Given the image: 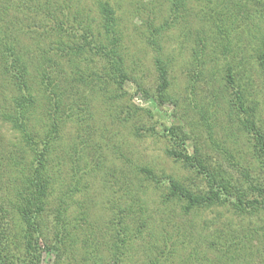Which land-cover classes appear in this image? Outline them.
I'll return each mask as SVG.
<instances>
[{
  "label": "trees",
  "instance_id": "trees-1",
  "mask_svg": "<svg viewBox=\"0 0 264 264\" xmlns=\"http://www.w3.org/2000/svg\"><path fill=\"white\" fill-rule=\"evenodd\" d=\"M190 2L171 0L169 17L154 31L179 18L185 20L193 10ZM13 6L14 0H0V120L17 134L16 142L7 147L0 137V264H136L135 243L145 238L144 233L150 236L145 264H172L193 231L183 224L170 230L168 223L152 229L146 201L139 194L145 182L164 188L163 202H177L183 216L220 207L232 217H257L246 228L231 229L223 237L216 230L218 237L208 242L215 256L197 243L185 264H264V219L260 217L264 212V120L260 101L255 99L260 85L254 77L261 75L264 81V0H203L201 14L213 35L202 31L199 50L218 49L225 56V63L218 65L215 60L214 67L221 74V86L208 87L213 96L199 106L207 137L202 139L186 118L183 124L163 127V136L171 144L167 154L192 169L201 181L192 180L196 183L189 185L148 166H135V179L126 182L125 190L132 199L123 203L120 192L128 177L117 180L107 174L103 186L111 190V196L100 213L93 209L96 204L88 180L102 168L104 158L86 147L93 117L87 100L101 96L107 101L111 84L125 90L135 80L125 64L124 36L115 12L109 1L100 2V27L92 28L88 21L71 15L65 3L53 9L46 6L44 17L39 16L44 10L38 7L37 16L13 15ZM46 27L61 38L42 50L38 40L45 38L44 31L50 32ZM26 36L34 39L39 54L25 43ZM81 55L88 59L83 70L77 66L82 85L63 64L66 60L74 65ZM207 62L200 63L198 77L189 83L193 93V86L201 85ZM155 63L154 95L139 82L137 90L154 96L158 104L172 102L182 109L183 99L170 95L168 62L157 55ZM6 86L12 88L9 95ZM222 100L245 136L246 152L234 150L238 148L237 141H232L235 137L228 140L229 146L215 137L219 133L213 117L221 119L215 115L222 109ZM108 106L113 120L122 122H141L142 115H154L136 103ZM69 123L78 129L65 143ZM215 149L223 153L221 157L213 155ZM189 224L193 226V220Z\"/></svg>",
  "mask_w": 264,
  "mask_h": 264
},
{
  "label": "rangeland",
  "instance_id": "rangeland-1",
  "mask_svg": "<svg viewBox=\"0 0 264 264\" xmlns=\"http://www.w3.org/2000/svg\"><path fill=\"white\" fill-rule=\"evenodd\" d=\"M102 1H109L115 12L118 25L124 36L123 53L125 64L130 76L135 80L132 83H128L125 90L117 89V85L111 84L109 87L112 92L108 93L109 98L107 101H104L101 96L97 101L90 102L91 99L87 100L88 105L91 104L89 108L93 117L89 120L92 126L89 139L87 140L89 145L86 147L89 151L91 149L97 151L104 158L102 168L88 180L89 194L96 204L93 209L98 213L104 212L105 207H107L105 202L111 196V190H107L103 186L105 175L107 174L110 177H117V180L120 177H128V180L125 178V183H122L124 188L120 192L123 203H127L132 199L131 195H128L130 193L126 194L125 190L127 189L126 182L128 184L130 178L135 179V166L136 168L138 166H148L159 175H171L189 185L201 181L200 178L195 177V172L192 169L167 154V149L171 144L163 136V127L165 124H183L185 123L184 118H186L202 139L207 137L206 129L203 128L200 120L199 106L203 101L206 103L205 101L213 96L211 91H207L208 87L219 89L221 86V74L214 69L216 66L215 60H218V65L225 63V56L221 50H210L209 53H206V50L203 51L204 53L199 50L198 38H200V35L202 36V31H206L208 37L212 34L201 14L203 0H191L190 7L193 10L190 11V15L185 20L179 18L177 23L165 27L162 31L156 30L158 33L154 31V28L162 26L169 17L171 0H14L11 12L13 15L23 18L25 15L36 14L37 16L36 7L43 11L48 5L53 9L65 3L70 6L71 15H78L80 22L88 21L92 24V28H99L101 13L98 6ZM45 15L46 10L39 16L44 17ZM46 28L50 30L49 27ZM153 32L155 35L149 40L148 37ZM44 36L46 39L43 37L38 40L40 41L39 47L44 45L42 50H47L51 46L48 42L61 38L53 30L46 34L44 31ZM24 39L25 43L39 54L40 51L34 39L29 36ZM154 41H156L155 44L153 43ZM213 48L214 45L211 49ZM196 51H199V59ZM157 55H161L169 64L170 95L175 99L177 97L179 100L183 99L182 109L180 107L177 108L172 102L164 105L158 104L154 100V96L146 97L141 91L137 90V82H139L149 88L150 93H154L157 81L155 63ZM84 56H79L74 65L66 62V60L63 62L67 71L71 72L69 75L75 79V82H80V85L83 82L79 72H77L80 71L77 66L81 67L82 70L86 67L88 59H84ZM211 58L214 60L213 62L210 60ZM206 59L208 62L203 69L204 77L201 85L198 87L194 85L193 87H196V91L193 93L189 83L191 79L195 78V75L198 77V72L202 69V67L200 68V63ZM254 77L259 81V83L257 81L256 83L260 85L258 87L259 95L257 94L258 96H255V99L260 101L259 114L264 120V91L261 88L264 87V81L261 75L255 74ZM6 89V93L9 95L12 88L6 86ZM185 99L189 101L188 104H186ZM108 103H114V105L136 103L144 108L151 109L154 115H142L141 122H122V119L121 121L119 119L113 120ZM228 112L227 104L225 100H222V109L217 112L218 115H215H220L221 119L213 117L215 125H217V127H214L219 133L215 137L223 143L227 142V145L228 140L231 141L230 138L235 137L232 141H237L236 146L238 148L234 150L246 152L245 136L242 132H239L241 131L239 126L235 124L237 121H232ZM225 124L228 125L227 128H224ZM135 126L143 127L140 130H136ZM77 129L78 127L74 123L68 124L64 133L65 143H68L76 135ZM0 137L4 140V145L7 147L9 145L6 144L16 142L17 134L11 129L9 123L0 120ZM230 145L234 146L235 143L232 142ZM211 152L219 157H221L219 153L223 154L217 149ZM144 185L145 187L140 189L139 194L146 201V213L148 218H151L152 229L159 228L160 224L168 223L170 230H173L177 225L181 226L183 224L188 227V230L191 227L190 230L193 231L192 236L190 238L188 236L184 245H181V249L172 264H185L186 257L197 243L202 248L207 247L210 250V256L214 257V252L209 248L208 242L218 237L216 230L219 231L220 236L222 233L223 237L228 235L231 229L246 228L251 221L254 222L257 219L256 216L250 215L232 217L230 211L220 207L199 210L188 216H183L177 202L175 204L171 203V205L163 202L164 188H156L150 182H145ZM79 198L82 199L83 197L79 196ZM260 217L264 219V212L261 213ZM192 220L193 226L189 224ZM144 236L145 238H139L135 243L136 264H145L147 258L146 252L149 245L147 242L150 236L148 233H144ZM239 261H243V259ZM237 263L238 261L234 262V264Z\"/></svg>",
  "mask_w": 264,
  "mask_h": 264
}]
</instances>
